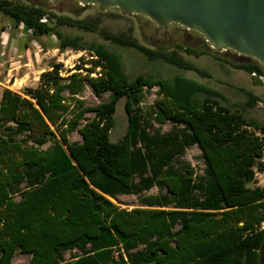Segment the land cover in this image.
I'll list each match as a JSON object with an SVG mask.
<instances>
[{"label": "trees", "instance_id": "trees-1", "mask_svg": "<svg viewBox=\"0 0 264 264\" xmlns=\"http://www.w3.org/2000/svg\"><path fill=\"white\" fill-rule=\"evenodd\" d=\"M0 13L16 26L33 28L35 35L55 34L61 50L95 57L66 76L61 63L53 64L36 87L2 91L0 264H14L17 251L30 254V264H261L264 187L246 182L249 170L264 172V123L246 115L261 97L240 88L246 101L228 105L219 90L187 77L132 78L120 55L103 44L65 36L57 27L97 32L149 60L203 76L209 74L179 52L199 57L212 49L208 43L204 49L177 45L155 50L130 33L100 30L88 19L13 0H0ZM233 66L264 75L258 60ZM88 85L97 96L111 92L110 99L87 104L81 94ZM153 87L160 94L154 121L182 129L149 131V118L134 105L144 99L145 88ZM122 98L128 127L113 142L110 134ZM87 113L94 115L86 119ZM74 131L82 141L70 140ZM194 145L205 164L201 176L179 158ZM155 186L165 192L143 197V207L121 208L112 201ZM75 249L80 253L66 259L64 252Z\"/></svg>", "mask_w": 264, "mask_h": 264}, {"label": "rangeland", "instance_id": "rangeland-1", "mask_svg": "<svg viewBox=\"0 0 264 264\" xmlns=\"http://www.w3.org/2000/svg\"><path fill=\"white\" fill-rule=\"evenodd\" d=\"M13 1L42 6L48 11L75 19H88L95 23L100 30L111 33H130L139 43L155 50H172L176 49L177 45L195 49L207 48L206 44L208 42L205 36L195 30L187 29L176 23H171L166 30H161L155 22L145 16H120L121 12L117 7L102 10L97 4L82 5L78 0H59L56 3L51 0ZM52 25L54 26V22ZM57 30L65 36L81 37L82 42L87 44H103L110 51L120 55L126 73L132 78L139 74H151L157 78L167 80H171L176 76L187 77L219 90L227 99L223 103L228 105L243 104L246 101V95L240 88L252 91L259 95L262 100L248 109L246 115L260 123H264V83L250 73L233 66L234 64L254 62L256 59L252 57L240 55L232 50H214L213 48L199 57L189 55L184 50L180 51L179 53L185 59L209 74V76H203L195 70L181 69L161 59L149 60L137 49L114 44L109 40H105L97 32L66 26L57 27ZM94 58L88 51H78L70 48L61 50L59 40L55 34L39 36L34 33H26L19 26H16L9 17L0 13V96L4 88L21 92L25 87H36L41 73L51 70L53 64L61 63L63 65L61 74L66 76L69 71L74 72L76 67L82 66L86 61ZM89 66L86 65V67ZM82 71L84 72V70ZM98 71L99 68L96 72ZM96 74L93 73L92 76H96ZM145 91L144 99L139 104H135L134 108L149 118L152 125L149 131L152 134L156 131L166 134L182 129L181 126H176L170 121L162 124L154 121V103L160 96L159 88H145ZM81 97L85 99L87 104L96 105L109 100L111 92L108 91L101 96H97L93 88L88 85ZM125 105L126 98L120 99L117 103L114 125L110 134V139L113 142L120 140L128 127V114ZM93 115V113H87L86 119L92 118ZM69 138L71 141H82V136L77 131L72 132ZM49 145L46 144L43 148L46 149ZM179 158L181 161L190 163L195 168L198 176L205 174V164L198 146L188 147ZM254 171L255 178L251 185L264 187V172H261L258 168H254ZM25 186V183L21 185L23 188ZM161 192H165V190H160L155 186L142 194H121L117 200L112 199V201L121 208L143 207V197L159 195ZM78 253H80L78 249L74 251L66 250L64 255L66 259H70ZM30 259V254L17 251L13 263L30 264Z\"/></svg>", "mask_w": 264, "mask_h": 264}, {"label": "water", "instance_id": "water-1", "mask_svg": "<svg viewBox=\"0 0 264 264\" xmlns=\"http://www.w3.org/2000/svg\"><path fill=\"white\" fill-rule=\"evenodd\" d=\"M58 2L59 0H51ZM100 9L117 7L121 14L143 15L167 29L179 24L204 35L215 50H232L264 65V0H78ZM255 171L246 173L251 183ZM261 264H264V247Z\"/></svg>", "mask_w": 264, "mask_h": 264}, {"label": "built area", "instance_id": "built-area-1", "mask_svg": "<svg viewBox=\"0 0 264 264\" xmlns=\"http://www.w3.org/2000/svg\"><path fill=\"white\" fill-rule=\"evenodd\" d=\"M41 21L46 22L47 19L43 18ZM19 27H20V29H22V31L24 30L26 33H33V28H31V27H26L23 24L20 25ZM251 75L264 83V75H261L258 73H252Z\"/></svg>", "mask_w": 264, "mask_h": 264}, {"label": "flooded vegetation", "instance_id": "flooded-vegetation-1", "mask_svg": "<svg viewBox=\"0 0 264 264\" xmlns=\"http://www.w3.org/2000/svg\"><path fill=\"white\" fill-rule=\"evenodd\" d=\"M93 5H95V4H93ZM138 15H140V14H138ZM143 16V15H142ZM147 18V17H146ZM170 26V25H169ZM161 30H166V29H161Z\"/></svg>", "mask_w": 264, "mask_h": 264}]
</instances>
